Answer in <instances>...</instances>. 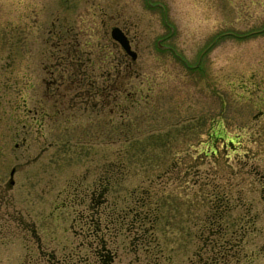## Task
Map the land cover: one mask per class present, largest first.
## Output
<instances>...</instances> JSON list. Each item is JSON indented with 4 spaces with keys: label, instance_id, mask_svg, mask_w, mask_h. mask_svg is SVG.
Here are the masks:
<instances>
[{
    "label": "rangeland",
    "instance_id": "374dc122",
    "mask_svg": "<svg viewBox=\"0 0 264 264\" xmlns=\"http://www.w3.org/2000/svg\"><path fill=\"white\" fill-rule=\"evenodd\" d=\"M74 48L91 80L120 69L118 116L56 115L49 70ZM262 113L264 0H0V264H92L99 218L114 264L204 263L210 236L220 264H264ZM107 185L102 216L86 205Z\"/></svg>",
    "mask_w": 264,
    "mask_h": 264
},
{
    "label": "flooded vegetation",
    "instance_id": "af4514ba",
    "mask_svg": "<svg viewBox=\"0 0 264 264\" xmlns=\"http://www.w3.org/2000/svg\"><path fill=\"white\" fill-rule=\"evenodd\" d=\"M125 35L127 34L125 33ZM64 57L65 59L59 61V64H54L49 70L52 77H54V73H56V70L60 72L63 71L62 76H60V79L58 80L51 81V84H49L46 88V92H48L50 96L52 95V98L55 99L54 105L58 106L56 115L58 114L61 116H65L68 113L70 114V116H73L75 111H82V113H87L90 111L89 113L95 114L98 117L99 121L103 119L104 113L107 110H109L110 119L117 115L118 113H116V111L120 110L121 107L120 103L118 102L119 97L122 96V98L124 97L127 100V96L130 93L126 92L127 87H125V81H121L122 77L120 78V69L118 68V70L115 72V75H108L106 77H102V79L100 78V80H91V73H89L88 67H86L85 64L81 63V55L79 54L78 48H74L73 50H67L64 54ZM72 62L78 63L77 67L79 68V71H77L76 73L74 72L75 75H72V80L66 81L64 80L63 75L68 72L67 68H71V70H77V68H75ZM131 67L132 64H127L125 66V72H130L129 74L132 76ZM52 89L53 92H50V90ZM125 109H127V107L124 108L123 111H125ZM263 115L264 113L261 114V116ZM43 117L47 116L44 115ZM106 180L107 179H105V181ZM77 186L79 187V185ZM96 189L97 188H95V191ZM108 193L109 186L107 185V187H104V189H100L99 192H95V194L93 192L92 194H90L89 203L86 205L87 209H90L91 212H95L96 214L105 216L109 209L104 205L111 204L108 202ZM81 194L82 200H80V197L78 199L80 201V205L85 203V198L88 197V195H85V193ZM74 196L76 197V195ZM135 214L137 215V213L135 212L133 214V217L131 218V221L133 223L131 224V229L133 230L131 240L136 238L140 239V243L142 246L141 250L147 252L150 250L149 247L154 244L155 237L153 236V226H151V228H145V226H136L134 223H136L137 220H141V218L144 222L145 217L138 218ZM147 216L151 217V214H147ZM150 221H152V218H150ZM88 227L91 232L88 231V233H86L84 231L85 229H81L86 234H88L86 238H88V236L90 237V239H88V243L91 252L89 254L90 256L88 257V259L93 260L92 264H114L117 258V250L108 247V243L110 241L109 239H111L114 232L111 233L112 231L108 230L109 225L103 226L102 219L100 218L99 221L96 222V224L92 223ZM135 232L139 234L136 235L134 234ZM131 242L133 243V241ZM207 242L209 241L207 240ZM80 245L78 246L79 249L84 248L83 243H81ZM132 247L134 249H138V246ZM154 255L155 256L152 257V260L149 261L147 264H158V257L156 252H154ZM208 257L210 258V255H208ZM202 259L203 258H201L200 260ZM84 260L85 263H87V257L84 258ZM78 261H80V259H78ZM51 262V259H49V263ZM73 262H75V264L78 263L77 259L73 260Z\"/></svg>",
    "mask_w": 264,
    "mask_h": 264
},
{
    "label": "water",
    "instance_id": "95a60500",
    "mask_svg": "<svg viewBox=\"0 0 264 264\" xmlns=\"http://www.w3.org/2000/svg\"><path fill=\"white\" fill-rule=\"evenodd\" d=\"M111 35H112V38L121 45L123 50L129 56L132 57V60L135 61L137 58V53L131 49V45H130V42L127 36L117 27L112 29ZM14 174H15V169L11 171V181H10L11 185L14 184V180H13Z\"/></svg>",
    "mask_w": 264,
    "mask_h": 264
},
{
    "label": "trees",
    "instance_id": "16d2710c",
    "mask_svg": "<svg viewBox=\"0 0 264 264\" xmlns=\"http://www.w3.org/2000/svg\"><path fill=\"white\" fill-rule=\"evenodd\" d=\"M210 237H212V236H210ZM207 238V240L209 241V243L207 244L206 243V241H205V245L207 246V248H208V246L210 247V252H211V250L213 251V253L214 252H216L217 254H215L214 256H212L211 258H207L206 259V261L203 263V261L202 260H200V258L198 257V259H197V262H196V264H220L219 263V261L221 260V259H224L225 257H226V253L225 254H222L221 255V257H219V252L218 251H216V248L214 247V241L212 240V238ZM216 244V243H215ZM211 245V246H210ZM217 245V244H216ZM198 261H199V263H198ZM223 261H225V260H223ZM223 264V263H222Z\"/></svg>",
    "mask_w": 264,
    "mask_h": 264
}]
</instances>
